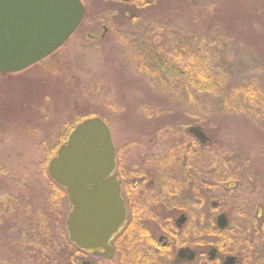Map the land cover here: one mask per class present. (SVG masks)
Listing matches in <instances>:
<instances>
[{"label": "rangeland", "instance_id": "rangeland-1", "mask_svg": "<svg viewBox=\"0 0 264 264\" xmlns=\"http://www.w3.org/2000/svg\"><path fill=\"white\" fill-rule=\"evenodd\" d=\"M81 1L83 19L61 48L0 79V192L3 181L16 187L27 170L22 214L37 219L39 199L58 194L46 186L42 141L54 143L66 125L96 113L115 146L168 125L174 151L196 129L202 140L194 147L205 158L217 152L231 158L227 164L249 166L258 183L249 191L264 194V0ZM246 174L241 170L239 177ZM233 225L241 242L253 240L245 264H264V228L245 230L237 219ZM67 239L55 238L53 264H64ZM239 249L234 254L242 257ZM132 255L128 249L105 264H135Z\"/></svg>", "mask_w": 264, "mask_h": 264}, {"label": "flooded vegetation", "instance_id": "flooded-vegetation-1", "mask_svg": "<svg viewBox=\"0 0 264 264\" xmlns=\"http://www.w3.org/2000/svg\"><path fill=\"white\" fill-rule=\"evenodd\" d=\"M87 35L96 39L90 33ZM23 70L0 71V79ZM193 132L191 141L180 133L183 148L174 151L169 147L168 125H162L149 135L138 133L124 144H114V172L120 180L128 218L110 241L113 255L108 258L102 253L82 251L67 239L64 264H105L120 254L125 257L128 249L133 251L130 262L135 264H224L228 257H234L233 264H245L253 240L241 242L242 231L233 224L237 219L248 225L245 230L263 229L264 194L259 195L255 188L249 191L251 184H258L249 166L227 164L231 158L225 160L217 152L205 158L201 147H194L201 145L202 138L196 129ZM3 170L4 177L6 169ZM241 170L247 174L239 177ZM2 183L0 264H42L40 255L45 264L55 263L51 251L55 245L57 247L55 238L67 237L65 218L69 208L65 191L55 183L46 184L58 192L49 199L51 216L48 218L52 221L46 233L22 226V216L25 218L22 182H15L18 184L12 188L5 181ZM243 187L248 191L240 194ZM251 199H255L253 208L248 206ZM46 208H40L37 213L41 210L45 214ZM28 236H42L49 242L36 244V240L29 241ZM236 248H241L238 251L242 257L234 254ZM261 248L264 249V242ZM180 249L183 254L179 256Z\"/></svg>", "mask_w": 264, "mask_h": 264}, {"label": "water", "instance_id": "water-1", "mask_svg": "<svg viewBox=\"0 0 264 264\" xmlns=\"http://www.w3.org/2000/svg\"><path fill=\"white\" fill-rule=\"evenodd\" d=\"M83 16L81 0H0V71H19L48 56ZM114 168L111 132L98 116L79 121L47 164L50 180L65 191L68 241L108 258L113 255L110 241L128 218ZM233 261L228 257L224 264Z\"/></svg>", "mask_w": 264, "mask_h": 264}, {"label": "trees", "instance_id": "trees-1", "mask_svg": "<svg viewBox=\"0 0 264 264\" xmlns=\"http://www.w3.org/2000/svg\"><path fill=\"white\" fill-rule=\"evenodd\" d=\"M83 3V2H82ZM84 4V3H83ZM85 5V4H84ZM85 8V7H84ZM87 15V14H86ZM263 38H264V36H263ZM51 56V54L50 55H48L47 57H45L44 59H42L43 61L44 60H46L47 58H49ZM40 62V61H39ZM39 62H37V63H39ZM37 63H35V65L37 64ZM66 78H68V77H65L64 76V73H63V76H62V79L63 80H65ZM96 113H94V114H89L88 116H86V117H91V116H96L95 115ZM85 118V117H84ZM79 121H81V119L80 118H78V119H76L75 121H74V123H72V124H68V125H66V127H65V132L63 133V134H61L58 138H57V140H55V142L54 143H51V144H49L48 145V143L46 142V141H42V144H43V150H44V157H45V160L46 161H48L54 154H55V151H56V149L59 147V145L67 138V136H68V134H69V132L73 129V127L79 122ZM29 174H28V171L27 170H23V172H22V183L24 184V181H26V183L25 184H28V178H27V176H28ZM44 177L46 178V180L47 181H49V184L51 185V184H53V182L50 180V178L47 176V174L46 173H44ZM25 186H28V185H25ZM35 191H37V192H35L34 193V197L35 198H38V197H40L41 195H40V191L39 190H35ZM30 203V202H29ZM39 203H40V206H41V209H43V208H45V207H47L46 208V210H45V214H43V213H41L40 215H39V213H37V212H34V215H35V217H37V219H34V217L32 218V217H29V215H31L30 214V212H25V224H23L26 228H35V230L34 231H40V232H48L49 231V229H50V223H51V221H52V219H49L48 217H50L51 216V211L49 210L50 209V202H49V199L47 198V197H44V199H42V197L39 199ZM31 207V204H27L26 205V208H30ZM38 207V206H37ZM33 208H36V206H34ZM22 225V226H23ZM45 241H47V242H49V239H45Z\"/></svg>", "mask_w": 264, "mask_h": 264}]
</instances>
